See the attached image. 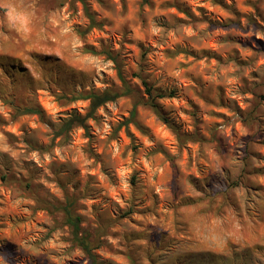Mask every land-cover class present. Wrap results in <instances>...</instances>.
Returning <instances> with one entry per match:
<instances>
[{"label": "rangeland", "instance_id": "374dc122", "mask_svg": "<svg viewBox=\"0 0 264 264\" xmlns=\"http://www.w3.org/2000/svg\"><path fill=\"white\" fill-rule=\"evenodd\" d=\"M84 1L93 26L82 0H0V96L45 113L0 97V264H89L39 203L67 197L105 264H264V0ZM104 50L136 98L58 136L72 96L122 89ZM143 81L180 137L144 105L123 124Z\"/></svg>", "mask_w": 264, "mask_h": 264}, {"label": "trees", "instance_id": "16d2710c", "mask_svg": "<svg viewBox=\"0 0 264 264\" xmlns=\"http://www.w3.org/2000/svg\"><path fill=\"white\" fill-rule=\"evenodd\" d=\"M85 11L90 18L91 25H95L94 18L91 15L89 7L85 3ZM216 4H221V0H212ZM178 51L176 53H180ZM95 53V52H94ZM106 55L110 60L114 62V64L118 67L120 78L123 82V87L120 90H105L103 92L94 93H79L72 96L70 99L72 101L85 100L90 103V111L89 114L85 117H73L70 120L66 121L62 127L57 131V135H65L68 131H70L75 126H81L85 129L86 133L89 135V126L87 124V120L90 118H95L96 112L103 106L108 103L115 102L116 100L122 97H132L136 98L134 90L128 85L126 80L122 76L120 63L118 60V56L113 54L111 51L104 50L101 52ZM145 86V91L148 96L147 100L142 102L138 100L135 102V105L130 114V118L124 122L123 124L128 125L134 123L139 129H143L138 122L136 121L137 116V107L139 105H144L148 107L164 124L168 125L170 128L174 129L176 134L180 137L179 132L176 126L170 122L169 118L166 116L162 107L159 104L160 100L166 98H173L176 95L175 91H164L157 89L153 86H150L146 81H143ZM4 103L10 104L14 107L17 115H38L41 118H44V111L38 107L31 104L30 106H15L14 99L10 96H0ZM64 96H62L63 98ZM175 168V165H173ZM40 205L48 210L51 213H58L63 217L64 225L69 228L71 241L74 246L81 249L84 253L86 259L89 264H105L100 262L96 251L101 248L102 240L100 232H91L89 229L83 227V218L80 214L77 213V198L76 197H67L65 202H46L43 200L39 201ZM134 211L133 208L124 212L121 217H128Z\"/></svg>", "mask_w": 264, "mask_h": 264}, {"label": "clouds", "instance_id": "9594fccd", "mask_svg": "<svg viewBox=\"0 0 264 264\" xmlns=\"http://www.w3.org/2000/svg\"><path fill=\"white\" fill-rule=\"evenodd\" d=\"M7 15V19L8 22L12 25H16V24H24L25 23V19L22 15H19L15 12L14 9H9L8 12L6 13Z\"/></svg>", "mask_w": 264, "mask_h": 264}]
</instances>
